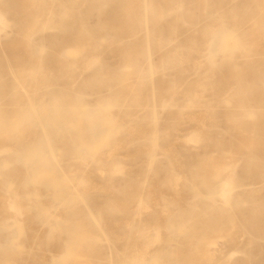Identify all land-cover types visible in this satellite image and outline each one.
<instances>
[{
  "label": "bare ground",
  "instance_id": "bare-ground-1",
  "mask_svg": "<svg viewBox=\"0 0 264 264\" xmlns=\"http://www.w3.org/2000/svg\"><path fill=\"white\" fill-rule=\"evenodd\" d=\"M254 11L260 14L257 33L243 28L247 16ZM99 16L105 18L101 20ZM216 26L224 27L221 43L239 39V48L257 50L262 45H254L257 34L264 38V0H0V43L6 45L4 51L0 50V128L7 120L12 128L8 139H0V264H41L49 259L47 264H63L59 258L66 252L62 238L66 227L57 225L51 233L43 229L66 220V213L56 208L57 202L67 197L76 203L99 193L109 196L118 192L138 196L136 213L125 218L120 215L119 206L110 207L108 215L99 216L103 227L86 204L76 225H70L68 231L83 259L77 264L217 263L210 256L196 258L200 248L169 256L178 240L164 226L172 219L169 206L182 204L188 188L186 175L179 172L183 164L178 159L181 154L189 158L193 146L206 142L208 130L224 116L215 118L206 109H192L190 105L201 102L203 94L182 89L176 79L177 75H185L191 63L194 70L206 67L203 80L211 82L214 61L221 50L213 43ZM104 30L108 33L102 37ZM138 33L142 34L139 44L127 54L122 53V48L133 43ZM170 43H175L174 48L156 59L157 67L163 70L157 71V83H153L148 72L154 65V54ZM16 45L22 57L12 65L5 53L14 54ZM192 46L195 49L191 50ZM231 51L230 47L220 51L223 62H232ZM263 56L264 52L255 57ZM253 59L246 62L247 72L241 74L233 69L225 74L234 85L251 81L249 94L259 93L256 99L262 103L264 60L256 66ZM170 63L177 68L175 73L165 72ZM127 75L133 83L121 84ZM86 78L91 82H80ZM155 93L160 109L178 103L187 106L188 111L171 122L191 126L187 134L180 136L171 123V139L162 146H156L159 122L153 111ZM75 107L80 108L79 115L73 114ZM138 108L147 112L145 122L119 130L125 118ZM38 109L42 110L41 115L36 114ZM108 117H112L110 122ZM52 125L61 128V133L55 128L47 129ZM100 125L103 129L99 139L88 147L78 144L64 150L69 140L80 143L85 133L96 132ZM258 125L264 137V116ZM98 141L102 144L98 145ZM143 142L149 144L148 152L159 153L162 158L163 176L170 187L166 193L157 185L140 191L137 185L145 178V171L132 170L121 160L134 158L131 146ZM244 151L239 154L241 159ZM65 154L81 163L93 158L109 168L106 172L88 171L73 163L64 174L71 176L76 185L71 187L62 180L54 189V199L45 198L34 177L45 170L55 175L59 158ZM194 165L189 173L193 178L200 176L197 163ZM238 165L220 162L219 176L208 186L212 194V201H208L218 203L219 213L210 215L201 208L188 209L180 218L181 226L191 229V242L202 244L211 232L231 224L226 210L244 175L264 188V151L246 161L244 172L238 171ZM202 182L192 183L191 189ZM258 207L261 213L255 214L254 208ZM148 209L156 217L151 224L141 221ZM235 211L237 225L232 235L223 234V253L218 262L264 264V194L258 197L257 206L243 202L237 204ZM27 218L39 221L38 232L30 230ZM90 223L96 229H87ZM243 223L247 226L237 227ZM49 235L55 237L52 243L46 241ZM14 246L19 249L15 251ZM216 251L214 246H207L203 253ZM110 253L114 263L109 262ZM236 254L243 259H236ZM158 256H162L161 261Z\"/></svg>",
  "mask_w": 264,
  "mask_h": 264
},
{
  "label": "rangeland",
  "instance_id": "rangeland-1",
  "mask_svg": "<svg viewBox=\"0 0 264 264\" xmlns=\"http://www.w3.org/2000/svg\"><path fill=\"white\" fill-rule=\"evenodd\" d=\"M257 11H254L249 16H247V21H245L244 29H250L254 31V33H257L256 28L259 26L260 18H259V11L257 12V17H255L254 14H256ZM231 18H235V14L232 13ZM104 16H99V19L103 20ZM233 18V19H234ZM163 19V18H162ZM168 22H171L170 20ZM224 27L223 26H216L213 29V43H215L216 48H221V50H227L229 47L231 48L230 56H232V62H223L221 60V56L223 54H220L219 50L217 52L218 57L214 61L213 66V75L211 82L207 83V81H204V76L206 75V67L203 69L194 70L191 68V63L187 66V71L184 76H176V79L178 80V85L185 90H190L194 93H201L203 94L202 101L194 102V104H191L190 106L194 107L192 109H206L211 113V115L215 118H219L222 115H226L221 118L220 121L217 122V124L213 127H211L208 130V139H206V142L200 145L193 146L191 149L190 157H185L183 154L181 159H178L179 162L183 164V167L180 169V173L183 175H186L187 177V183L188 188L186 190L185 194V201L178 205L177 207H171L169 206L171 210V221L169 223L164 222V226H166L167 231H169L171 234L174 235V237L178 240V243L174 245L169 250V256H179L180 252L185 249H199L198 254L196 258H205L210 256L214 261H216V264H220L218 262L219 258L221 257L223 253V249L220 245V242L223 241V238L227 235L233 234L234 226L237 225L236 218L234 211L237 207V204L246 202L251 206H257L258 203V197L264 194V188L261 185H258L255 181H253L249 176L244 175V179L242 182L241 187L237 190L236 194L233 196L231 200V206L229 205L228 209L226 210V216L229 219L230 223L228 227L222 228L221 231L217 232H211V234L202 244H199L197 242H191L188 234L191 229H189L186 225L181 226L180 218L183 214L187 213L188 209H196L201 208L205 212L209 213L210 215H215L219 213L221 208L219 209L218 203L214 202L211 203V193L208 188L209 184L216 181L219 176V163L224 161L228 162L230 164H239L238 165V171L244 172L245 170V163L250 158H253V155L256 152H263L264 151V137H262L258 120L264 116V101L262 103L258 102V98L256 97L259 95V93L255 95H250L249 92L251 90V81L245 80V83L242 84H233L232 79L228 80V75H226V72H230L233 69L239 71L241 74L247 72L246 71V62L250 60V58H254L253 62L256 64V66H259L263 60L264 56L260 59L259 57H255L259 55L260 53L264 52V38L257 34V38L255 40L254 45L257 46L258 44H262L260 48L257 50L252 51L241 49L238 47L241 40L236 39L237 41L230 42V43H221V40L219 41L220 37L223 35ZM108 33V30H104L102 32V37ZM151 33V30H150ZM176 33H179V30H176ZM142 39V34L138 33L136 34V40L133 43L126 44L122 49V53L127 54L131 51L135 46H137ZM222 39V38H221ZM263 41V42H261ZM175 43L165 44L163 51L160 53H155L153 60L154 65L152 66V69L148 72V76L150 77L151 81L153 83H157V71L159 73L160 69L159 66L157 67V61L156 59L160 57V55H163V53L170 52L174 48ZM240 46V45H239ZM154 47V44L151 46ZM195 49L194 46L191 47ZM6 49L5 43H0V50L4 51ZM12 51V49H11ZM14 54L11 52H4L5 56H8L10 58L9 62L12 65H15L22 57V53L19 51V46L16 45L14 47ZM118 60L115 59V63H117ZM170 67V68H169ZM169 70V71H168ZM173 72L175 73L177 71V68H175L174 64H171L168 66V68L165 70V72ZM247 79V78H246ZM83 84H88L91 82L90 79L86 78L80 81ZM121 84H131L133 83L131 81V78L127 75L120 81ZM260 86L264 87V80L260 82ZM264 91V88H260V92ZM154 95V108L153 111L155 112L157 119H158V128H157V142L156 146H162L167 141L171 139L172 136V124L174 122H171L173 118L178 119L181 113L188 111L185 109V105L183 103H178L174 106H168L165 109H160V105H158L159 97L157 93ZM171 107V108H170ZM80 108L75 107L72 109L73 114L79 115ZM162 110V112H161ZM191 110V109H190ZM37 115L42 114V110L38 109L36 110ZM107 116V114H105ZM148 118V114L146 111H144L141 108H138L131 112L127 118H125L123 124L120 126V129H132L135 128L137 125H142L143 122ZM235 118V119H234ZM106 119L108 122L112 120V117H108ZM170 121V122H168ZM257 123V124H254ZM177 129L178 134L185 135L187 134L191 126H185L181 125L179 123H174ZM53 127V128H52ZM105 127V126H104ZM50 129H56L59 133H61V128H57L56 125L48 126V130ZM103 127L100 125L96 132L94 133H85L82 138L81 142L76 140H69L70 142H67L65 146V151L71 150L72 148H76L78 144H81L82 147L85 145L88 147L90 143L94 142L97 139H99V133ZM231 129V130H230ZM12 128L10 126L9 120H7L3 126L0 128V139L6 140L8 139V136L11 135ZM116 130H112V132H115ZM34 133V132H33ZM176 133V132H174ZM230 133V134H229ZM230 136L233 137V140H230ZM94 140V141H93ZM98 145L102 144V141L97 142ZM149 149V144L146 142H143L141 144H133L131 146L132 153H135V157L132 159L123 158L121 159L123 163H125L129 168L132 170H139L143 169L145 171V178H143L137 187L140 189V191H146L149 186H155L157 185L160 187L164 193L170 188L168 186V183L166 182V178L164 179V174L162 171L163 162L162 158L159 153H156L155 155H152L147 150ZM198 150V151H197ZM245 150V151H244ZM244 151L243 158L239 156L240 152ZM201 152V153H199ZM25 153V152H24ZM204 154V155H202ZM68 154H65L63 157L59 158V167L57 170V173L55 175H51L48 173V170H45L43 173H39L35 175V180L39 186L43 190L44 197L45 198H53L56 196L54 193V189L57 186V183L60 181H68V185L71 187H74L76 185V182L74 183V180L72 181L71 176L66 177L64 172L68 171V167H72L71 165L78 166V168L87 169L88 171L94 170V169H100L103 170V172H106L109 168V165H100L96 163V161L91 158L88 162L81 163L76 158L72 159L70 156H67ZM197 163L198 165V171L200 173V176H195V178L191 177L189 173L193 170L194 164ZM180 164V163H179ZM35 164H32V166ZM162 165V166H161ZM111 166V165H110ZM34 167V166H33ZM247 167V166H246ZM197 171V170H196ZM197 171V172H198ZM185 173V174H184ZM207 178H210L208 180H205ZM203 182H202V181ZM197 182H202V185H199V187L194 188V190L191 189V184ZM2 186L0 185V192ZM70 187V188H71ZM23 191H25V188H23ZM196 189H198L196 191ZM199 191V194H198ZM201 192V193H200ZM204 192V193H203ZM1 194V193H0ZM202 194V195H201ZM135 195V194H134ZM201 195V196H200ZM207 195V197H206ZM210 197H209V196ZM200 196V197H198ZM64 196H62L63 198ZM207 199H206V198ZM67 198V197H66ZM64 198L57 202L56 208L61 213H66V220L64 222L58 223V224H52L49 226H44L43 229L46 233H51V231L54 230V228L58 226L66 227L64 229L65 236H62L63 243L66 248L65 254L59 258V262H62L63 264H77L79 261L80 263L83 262V259L81 258L78 247L73 244L72 238L68 231L72 228L73 225H76V218H78L80 212L84 210L87 206L90 208L92 215L96 220L100 221V225L103 226L104 222H102L99 218L100 215H108V211H111L110 207L113 206H119L121 208L120 215H123L125 218H132L133 214H135V204L136 200H138V196L133 194L124 192V193H114L112 195H104L103 193H99L98 195H95L93 197H84L82 200H78V202H73L72 198ZM203 198V199H202ZM210 198V199H209ZM206 199V200H205ZM208 199L210 201H208ZM164 202L165 200L162 199ZM216 203V204H215ZM87 204V206H85ZM236 212V211H235ZM255 214L261 213V208L258 207L257 209L254 208ZM155 214L151 209H148L145 211L143 217L141 218L142 222L145 223H152L155 220ZM28 227L31 231H37L38 232V224L39 221L37 220H30ZM215 220V219H214ZM155 222V221H154ZM247 225L245 223L238 225L237 227H246ZM104 227V226H103ZM93 228L94 224L90 223L89 226H87V229ZM237 228V230H238ZM241 228V229H242ZM87 231V230H86ZM43 231L40 230V234ZM121 233V231H119ZM225 234V236L223 235ZM190 235V234H189ZM48 239L46 240L49 243H52L54 240V236H47ZM46 237V238H47ZM45 238V239H46ZM214 246L215 250L217 251L213 254H204L203 252H206V248ZM201 247H203L205 250H203ZM15 251H17L19 248L18 246L13 247ZM230 249V248H228ZM109 262L114 263L115 259L113 258V254H109ZM236 259H243V256L236 254ZM158 260L161 261L162 256H158ZM50 260V259H49ZM40 261L41 264H47L50 263V261ZM28 264V263H27ZM232 264V263H231Z\"/></svg>",
  "mask_w": 264,
  "mask_h": 264
}]
</instances>
